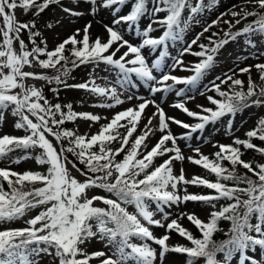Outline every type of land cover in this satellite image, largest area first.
<instances>
[{
    "label": "snow or ice",
    "instance_id": "1",
    "mask_svg": "<svg viewBox=\"0 0 264 264\" xmlns=\"http://www.w3.org/2000/svg\"><path fill=\"white\" fill-rule=\"evenodd\" d=\"M71 3L77 4L78 0H71ZM85 3L90 6L93 14L98 8L111 12V25H104L108 34L107 41L99 36L93 40L90 33L91 23H88L83 30L77 29L72 36L48 51L46 46H36L34 38L40 33L33 31L35 21H18L15 10L20 8L27 13L35 9L33 14L39 16L50 5H60L61 0H0V18L3 23L0 27V121L6 120L7 110L11 108V115L17 118L13 127L25 133L23 136L6 133L0 135V159L8 160L10 164H19L21 160L32 158L31 150L39 149V154L34 157L35 161L46 166L45 172L18 173L10 167L0 168V225L17 221L32 209L43 206L42 211L25 221L26 227L0 230V264H37L32 257L41 255L51 256L53 264H89L95 258H101L100 264H156L157 259L159 264H164L168 253L185 255V264H197L199 259H204L205 264H221L216 257L218 253H223L224 264H227L234 252L240 253L239 264H245L246 261L248 264H264V164L257 165V171L251 162H245L241 158L240 147H237L242 145L244 149H255L264 154V148H258L251 142L253 138L264 141V117L258 120L252 130L246 132L247 139L236 138L233 144L218 145L219 151L214 154V160L200 153L199 148L193 150L199 156L198 159L187 157L189 162L215 174V182L198 176L187 179L183 168L180 169L179 175L174 173V162L184 161L185 157L177 145L178 138L170 131L169 124L171 122L188 130L179 137L188 140L192 133L204 130L209 123L227 115H235L252 105H264V99H261L264 98V87L256 91V85L251 79L252 66L239 69L240 73L249 74L246 92L234 87L241 86L242 89L244 84L242 80L233 78L234 72L217 77L220 83H213L209 90L215 91L220 99L207 97L215 106L214 109L198 105L201 112H193L184 102L175 103L173 107L199 121L193 125L167 116L155 100H144L134 108L116 113L109 123L90 137L77 135L61 126L66 121H75L78 118L96 122L100 119L99 116L87 112L77 113L73 111L71 104H52L42 90L25 84L28 78H34L49 83L55 82L65 88L83 89L97 96L110 98L112 103L99 106L112 108L123 103L115 88L101 87L94 80L76 85L66 83L71 71L67 66L69 63L72 68L82 64L104 63L119 71L122 87H135L134 80H138L148 87L152 94L171 92L174 85L180 84L194 90L213 66L218 50L229 40H235L241 35L264 37V11L259 10L264 9V0H255L253 11L241 8L240 12H231L234 18L240 17L235 21L236 24L249 16L256 17L251 23L236 32H224L223 39L212 40L209 37L212 47L200 44L201 50L192 52V45L197 44L203 32L219 24L227 13H222L204 27L203 32L198 33L181 52V55L188 53L202 58L190 69H184L194 73L186 78H178L164 72H161L158 78L154 70H161L168 53L161 51L160 57L149 63L142 50L147 47L150 51H155L169 39L182 38L189 22L195 20L196 16L208 7L203 0H197L195 6L192 0H132L130 11L123 15L120 14L119 6L127 5L129 0H85ZM217 3L218 0H209L211 6ZM93 5L95 7H91ZM185 9L189 10L187 19L183 16ZM63 11L73 16L81 15L68 7L63 8ZM158 13H166V16L157 19ZM145 16H152L154 19L139 32L142 42L134 45L124 38L120 26L133 28ZM154 23L166 29L158 38L150 36L155 30ZM223 23L231 22L223 20ZM24 30L29 32V41L33 45L30 50L21 38ZM81 35L82 38L78 39ZM216 35L217 33H213V36ZM14 41L18 42L19 51L15 49ZM41 43L46 45L43 40ZM247 43L253 45L251 39H248ZM66 45H71V60L64 55ZM41 55L47 58L40 59ZM33 62L43 69H55L57 74L48 76L23 70L25 66H32ZM182 64V60L174 58L172 67ZM254 67L261 80H264V63ZM168 81L172 83L169 84ZM229 81V91H222L221 84H228ZM16 89L19 91H14ZM185 91L186 89L181 88L175 94L181 96ZM252 97L257 99H250ZM128 99L133 97L129 96ZM150 104L156 106V111L147 118L148 123L142 133L130 141L142 114ZM64 108L67 111H64ZM153 118H158V127L151 126ZM122 120H127V132L123 136L118 131L126 126L120 123ZM156 131L162 135L149 150L146 141ZM48 136L53 137L61 147L57 149ZM64 140L68 141L67 147L63 146ZM113 141H119L120 147L115 150L108 147ZM169 141L171 147L167 146ZM129 144L131 147L127 148ZM97 147L98 151H95ZM18 150L24 155L14 157L12 154ZM69 153L84 165V170L77 168V171L86 177L83 182L70 175L68 164H72L73 168H76V164L69 160ZM121 153H124L123 159L117 161L116 157ZM165 153L174 155L153 167L154 159ZM225 160L231 164V169L223 166L222 161ZM237 165L252 173L256 179L248 175H238ZM226 181H232L235 186H229ZM5 182L7 190L4 188ZM242 184L246 187L239 186ZM26 185H32L31 190L25 191ZM188 185L204 186L214 190V193H189ZM92 189H102L108 195L89 197L88 192ZM242 196L247 198L242 199ZM220 200L229 203L221 205L219 210L211 211L207 221L201 220L195 213L188 212H180L177 218H171L170 210L173 206L201 202L216 209V202ZM96 202H100L104 207L96 206ZM129 206H132L134 211L130 212ZM157 213L161 214L160 219L155 218ZM184 217L199 230L200 237H194L182 226L179 221ZM221 221L230 223L226 233L229 238L217 243L213 240V235L222 230L219 228ZM165 222L166 234L157 238L150 226L165 227ZM171 232L186 238L191 246H169L167 241L170 236L167 233ZM93 239L106 242L105 246L112 254L104 251L88 254L82 246ZM134 239L141 242L135 243ZM147 241L158 245L159 252ZM257 247L262 253L260 261L246 254L248 251L254 252Z\"/></svg>",
    "mask_w": 264,
    "mask_h": 264
},
{
    "label": "rangeland",
    "instance_id": "2",
    "mask_svg": "<svg viewBox=\"0 0 264 264\" xmlns=\"http://www.w3.org/2000/svg\"><path fill=\"white\" fill-rule=\"evenodd\" d=\"M42 2V0H40ZM132 0H129V3L125 6L121 7L120 14H127L130 11ZM193 6L194 0H193ZM208 7H206L199 15L196 16L195 20L189 22V27L185 29L182 34V38L179 39H169L165 42L164 45L159 46L157 50L150 51L147 47L142 50L143 54L148 58L149 63L154 61L155 59L160 57V52L165 51L168 53L167 57L163 60V65L160 71H155L154 74L159 78L161 72L169 73L178 78H186L194 73L189 70L194 64L200 62L201 57H197L188 53L181 55V52L184 48L188 46L189 43L193 39L196 38L198 33L203 32V28L212 23V21L216 20L221 16L222 13H227V15L223 16V20L230 21V24L223 23V20L209 29L207 32H203V35L197 41V44L192 45V52L200 51V44H204L208 47H212L213 45L209 43V37L212 40H219L224 38V32L226 31H237L244 27V25L251 23L256 17L249 16L246 20H241L239 24H236L235 21L240 19L239 16L233 17L231 15L232 11L240 12L241 8H246L248 11H253L255 7V0H218V3L215 6H211L209 4V0L206 2ZM235 6V7H234ZM68 7L73 11H78L81 15L73 16L63 11V8ZM95 7V5L91 6ZM151 7V4H149ZM260 11H264V9H259ZM35 9L30 10L25 13L22 9L17 8L15 10L16 19L20 22H31L35 21V28L33 31H38L40 35L35 37L36 46L45 47L46 50H53L59 43L68 37L72 36L77 29L83 30L84 26L88 23H91L90 33L91 37L94 40L96 37H101L105 42L108 39V34L104 28L105 24L111 25V21L113 16L111 12L107 9L98 8L96 13L93 14L90 11V6L85 3V0H78L77 4H72L71 0H61L60 5H50L47 9H45L39 16H35ZM166 16V13H158L156 14L157 19H163ZM183 16L185 19L189 17V10L185 9L183 12ZM152 16H145L142 20L138 21L137 24L133 28H126V26H120V30L124 34V38L129 40L132 44L138 45V43L142 42V37L139 35V32L143 30V28L150 22L153 21ZM51 25L52 27H48ZM3 26L2 18H0V27ZM154 31L150 33V36L153 38H158L163 32L166 30L165 27H162L159 24H153ZM95 28H99L97 32ZM213 33H217L216 36H213ZM21 38L25 41V44L28 50L33 47L32 43L29 41V32L24 30L21 33ZM78 39L82 38L77 37ZM2 39V37H0ZM253 42V45L247 43V41H242V39H235L231 42L225 44L222 48H220L215 56L213 66L208 70V72L201 78L196 88L193 90L186 85H174L173 90L171 92H160L152 94L150 89L138 80H134L135 87H122L120 83V73L118 70L112 68V66L106 65L104 63H89L82 64L79 67L72 68V65L69 63L67 66L71 69L68 77L66 78V83L69 85H76L85 83L89 80H94L95 83L101 87L115 88L117 94L123 103L116 105L112 108L101 107V104L112 103L110 98L108 97H100L89 91L68 87L65 88L63 85H57L55 82L49 83L45 80L28 78L25 81V84L29 87H35L37 89L42 90L44 96L50 101L52 104L62 103L64 105L71 104L73 111L77 113L87 112L93 115H97L100 119L96 122L84 120V119H76L72 127V131H74L77 135H86L90 137L92 134H97L103 125H106L110 122V120L114 117L116 113L124 111L128 108H134L139 103L144 100H155L156 104L162 107L169 117H175L176 119L182 120L184 123L189 125H193L199 122L196 118L187 116L181 110L173 107V105L177 102H184L185 106L193 111V112H201V108L197 106H202L203 108H212L215 106L210 103L207 97L212 96L215 99H220L217 93L213 90H209L212 88V84H219L220 81L217 77H223L225 74H233L234 79H240L244 82L243 87L234 86L236 90L247 91L249 74L248 73H240L239 69L244 67H251V79L256 85V91H259L261 87H264V80H261L260 74L254 67V65L259 63H264V37L260 35L251 36L250 38ZM45 41V44H42L41 41ZM14 47L17 51H19L18 42L14 41ZM66 49L70 54L71 45H66ZM126 49H122L125 51ZM67 54L69 60L70 58ZM43 59L47 57L42 55ZM174 58H178L183 61L182 65L172 67L174 63ZM41 59V58H40ZM63 63V61L61 62ZM59 67V65H58ZM24 71L34 72L37 74H46L48 76H55V69H43L39 66L38 63L33 62L32 66H25ZM167 83L171 84L172 81H168ZM229 85H231V81L228 84H221L222 91H229ZM160 86V85H157ZM181 88L186 89L185 93L181 96H177L176 91ZM53 89L57 91L54 92ZM14 91H19L16 89ZM201 93H204L201 95ZM132 96L133 99L129 100L128 97ZM250 99H257V97H252ZM264 99V98H261ZM42 103V101H41ZM156 111V106L150 104L142 114L141 120L137 126L136 131L133 133L132 137H130V141L134 140L136 136L140 135L144 130L145 124L148 123V117H151L152 114ZM203 114V113H202ZM264 117V105H252L247 108L242 109L240 112L235 115H227L221 118L216 123H209L205 126L204 130H197L196 133H192V137L188 140L180 139L185 132L188 130L169 122L170 126L174 129L170 131L178 138L177 145L181 149L182 154L185 157L184 161H176L174 162V173L179 175L180 169L183 168L185 170L186 178L191 179L193 176H198L204 179H207L211 182H215L216 176L215 174L210 173L208 170L204 169L202 166L195 165L188 161L187 157L192 156L194 158H199V156L193 151L196 148H199L200 153L208 156L210 159H215L214 154L219 151L218 145H230L233 144V140L239 138L241 140L247 139L246 132L252 130L258 120ZM17 118L11 115V108L7 110L6 120L0 121V135L2 134H10L15 136H23L25 135L23 130L15 129L13 127L14 122ZM152 125L154 127V122H156V127H158V118H153ZM121 124L126 125L125 127H121L118 129L121 136L126 134L127 132V120H122ZM211 124V125H210ZM162 133L156 131L154 135H151L150 138L146 141L147 148L150 150L158 140L160 139ZM48 139L51 140L54 146L59 149L61 147L60 144H56V141L53 137L48 136ZM253 140H256L253 138ZM257 144L262 145L264 148V141H258ZM63 146H68V141H63ZM167 146L171 147V142H167ZM236 146V145H234ZM108 147L115 150L120 147L119 141H113L108 145ZM127 148L131 147V144L126 146ZM240 147L241 153L244 156L246 155V159L243 160L245 162L253 161V167L258 169L256 166L264 164V154L256 151L255 149H247L245 150L243 146ZM261 147V146H260ZM242 148V149H241ZM98 151V147L94 149ZM39 149L31 150L30 159L21 160L19 164H10L8 160L0 159V168L10 167L11 170L16 171L18 173H22L24 171H40L45 172L46 166L39 165L35 161V155L39 154ZM15 156H23L24 153L21 151H17L12 154ZM69 160L76 164V168L72 167V164H68V168L70 171V175L75 177L78 181L83 182L86 177L81 175L78 169L84 170L82 164L70 153L67 154ZM124 153H121L116 157L117 161L123 159ZM170 155H174V153H165L163 156L156 157L153 162V167L158 166L163 163L164 160L168 159ZM251 160V161H250ZM224 167L231 169V164L228 161H222ZM237 169H244L242 166H236ZM151 170V169H149ZM246 170V169H245ZM259 170V169H258ZM238 175H248L253 179H256L252 173L249 174L240 173ZM233 183V182H232ZM234 184V183H233ZM40 186V185H36ZM240 187H246V185H239ZM7 183H4V188L7 190ZM32 185H26L25 191L31 190ZM188 192L193 194H210L214 193V190H209L204 186H193L188 185ZM93 195H108L102 189H92L89 190L88 196L91 197ZM246 196H242V199H246ZM225 200H220L216 202V209H212L209 205H204L201 202H187L186 204H182L179 206H173L171 208L172 216L171 218L175 219L179 215L180 212H188L195 213L198 218L201 220L207 221L209 218V213L213 210H219L220 206L223 205ZM96 206L104 207L100 202H96ZM154 208V205L152 206ZM43 210V206L32 209L29 211L24 217L17 221L7 222L0 225V230L7 228H23L26 227L25 221L37 215L40 211ZM128 210L134 211L132 206L128 207ZM156 219L161 218V214L157 213ZM184 228L189 230L194 237H200L199 230L187 220L186 217L179 221ZM254 222V221H253ZM166 223L165 227H155L150 226V230L153 231L154 235L157 238L162 237L166 234ZM227 231L229 230V224L227 221H221L219 224ZM220 228V227H219ZM170 236V239L167 241L169 246L175 245H185L191 246L190 242L183 237H180L177 233L171 232L167 233ZM133 242L140 243L141 241L134 239ZM106 242H101L98 239H93L90 242L86 243L82 247L84 250L91 254L95 251H104L111 255L112 253L105 246ZM147 243L151 244L157 252H159V246L155 245L151 241H147ZM248 256H254L257 261L261 260V250L257 247L255 251H248L246 253ZM37 261V264H53L52 257L47 255H41L38 257H32ZM217 260L224 264V254H217ZM101 258L92 259L89 264H100ZM186 256L175 253H168L165 258L164 264H185ZM240 261V253L234 252L231 259L227 261V264H239ZM156 264H159V259H157ZM197 264H205L204 259H199ZM245 264H248L246 261Z\"/></svg>",
    "mask_w": 264,
    "mask_h": 264
},
{
    "label": "trees",
    "instance_id": "3",
    "mask_svg": "<svg viewBox=\"0 0 264 264\" xmlns=\"http://www.w3.org/2000/svg\"><path fill=\"white\" fill-rule=\"evenodd\" d=\"M208 0H203V2H204V4L205 5H208L206 2H207ZM192 2H193V0H192ZM197 3V0H194V5ZM245 26V25H244ZM243 28V27H242ZM241 28V29H242ZM241 29H239V30H241ZM238 31V30H237ZM231 32H236V30L235 31H231ZM237 38H240V39H245V40H248V39H250L251 38V36H244V35H241V36H239V37H237ZM236 38V39H237ZM68 49H66V51H65V53H64V55L65 56H67V54L69 53L68 51H67ZM68 56H69V54H68ZM70 58H73V57H71V55L69 56ZM40 58L41 59H43V56L41 55L40 56ZM59 104H61L62 106L64 105V104H62V103H59ZM67 105V104H66ZM64 111H67V109L66 108H64L63 109ZM57 119L59 118V116H57L56 117ZM73 124H74V122L73 121H66L61 127L62 128H64V129H68V130H72V127H73ZM254 139H256V138H254ZM64 141H66L67 142V140H64ZM258 141H260L259 139H256V140H253L252 139V143L253 144H255L258 148H263L262 147V145H260V144H257L256 142H258ZM261 146V147H260ZM242 149V148H241ZM245 150H247V149H245ZM246 155L247 154H244V156L242 155L241 156V158L242 159H246L247 157H246ZM15 157H17V156H15ZM251 161V160H250ZM251 164H252V167H253V161H251ZM82 167H83V169H84V165L82 164ZM254 168V167H253ZM254 169H256V168H254ZM257 171H258V169H256ZM237 171H238V173L237 174H240V173H244V174H249V172L247 171V170H245V169H237ZM225 183H227L229 186H235L233 183H232V181H226ZM227 203H229V201H225L224 202V204L223 205H226ZM221 223V222H220ZM219 223V224H220ZM228 224H229V226H230V223L229 222H227ZM219 227H220V229H222V230H220V231H217L216 233H214V235H213V240L214 241H216L217 243H219V242H222V241H224V240H226V239H228L229 237H228V235H226V233L228 232L225 228H223L222 226H220L219 225ZM230 228V227H229ZM196 237H198V236H196Z\"/></svg>",
    "mask_w": 264,
    "mask_h": 264
},
{
    "label": "bare ground",
    "instance_id": "4",
    "mask_svg": "<svg viewBox=\"0 0 264 264\" xmlns=\"http://www.w3.org/2000/svg\"><path fill=\"white\" fill-rule=\"evenodd\" d=\"M98 29H99V28H97V29L95 28V31L97 32ZM219 120H220V119H219ZM219 120H218V121H219ZM153 121H154V119H153ZM218 121H216V122H218ZM216 122H213V123H216ZM210 125H211V124H210ZM208 126H209V125H208ZM154 127H156V122H154ZM170 129L173 130L174 128H173L172 126H170Z\"/></svg>",
    "mask_w": 264,
    "mask_h": 264
}]
</instances>
